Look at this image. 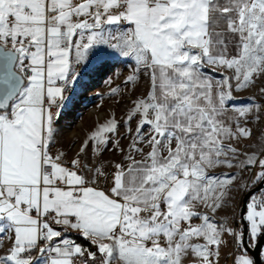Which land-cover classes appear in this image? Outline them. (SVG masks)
Masks as SVG:
<instances>
[{"label":"snow or ice","instance_id":"snow-or-ice-1","mask_svg":"<svg viewBox=\"0 0 264 264\" xmlns=\"http://www.w3.org/2000/svg\"><path fill=\"white\" fill-rule=\"evenodd\" d=\"M110 53L132 60L125 83L143 76L147 90L124 121L138 118L130 151L113 144L123 156L109 175L86 150L91 141L101 155L115 119L85 140L71 166L50 147L67 87ZM261 78L264 0H0V234L10 241L0 264H36L33 252L43 264H220L229 239L232 264H257L249 248L264 264V195L249 196L241 225L207 214L224 207L236 180L211 170L258 164L255 181L264 184V159H240L229 143L251 139L241 118L259 121L261 106L225 118L233 92Z\"/></svg>","mask_w":264,"mask_h":264},{"label":"rangeland","instance_id":"rangeland-1","mask_svg":"<svg viewBox=\"0 0 264 264\" xmlns=\"http://www.w3.org/2000/svg\"><path fill=\"white\" fill-rule=\"evenodd\" d=\"M101 64L104 65L106 71L104 73V77H102L98 83L94 85L92 84L83 86L81 82L77 81L83 86V88L79 89L80 92L75 95V98L73 99L77 101V105H83L84 109H87V111H89V109H94L96 112L103 111L106 113V115L100 120L96 118L95 114H93L91 117L87 115L92 120L90 122L84 114L83 116L82 114H79L77 119H81L84 125L86 122L90 123L86 124L85 128L82 129L79 137L73 136L72 138L68 139V142L74 145L79 140L84 141L88 139V137L91 136L93 132L97 131L99 127L104 125L109 119H115L118 121V132L106 134L110 138V143L105 146V150L102 151L99 157H97L96 153L92 150V142L91 145H88L86 150L88 153L87 159H89L92 163L101 161L102 155L115 157L117 154H123L113 148V144L116 141H119L120 146L125 148L126 151H130L129 146L132 144L133 138L136 136L135 129L137 127L138 118L133 119L127 125L124 123V121L133 107V101H135L137 98H142L147 90V80L146 77L143 76H141V78L136 83H125L127 76L134 72L135 65L132 60L119 56L115 53L105 55L102 59L93 57L91 63H89L87 66L81 67V71L92 78V74L96 72V68ZM204 71L209 72L216 78V80L222 79V73L219 69L213 70L211 68H205ZM260 87H264V78L259 79L254 87H250L240 92L234 91L233 99L227 102V104L237 105L240 108L247 106L252 109L253 113H255V106L258 105V101L264 99V94H261L259 91ZM112 88L118 89L116 95L111 94ZM125 99L130 100L126 102ZM108 106H112V108H108ZM261 121L262 118L255 123H251V125L247 127L252 131V137L249 139V143L252 144V148H254V150L258 147L260 152L264 151V144L260 143L261 140H264V137H261L258 132ZM129 127L131 128V131H128ZM143 131L146 136L147 126H145ZM243 145H246V143H243ZM138 146L144 147L145 145ZM239 149L242 152V150H245V146L241 145ZM252 151L253 150H249L248 153H251ZM243 154H246L245 151ZM231 170L232 171L225 167V170L219 173L210 174L214 176H220L222 178L225 175L236 177V180L231 186L232 190L228 194V197H226V204L224 207L221 210H218L215 214H212L210 211L207 213L214 219L215 222L218 223L227 220V218L229 221L230 216L233 212H235L236 206L239 202L238 198L242 192L245 182V178L243 176L241 177L238 172V174L233 172V168ZM0 243L3 245L0 247V255H3L5 254L7 247H9L10 241L4 237L3 234H0ZM35 262L36 264H43V258H38L35 260Z\"/></svg>","mask_w":264,"mask_h":264},{"label":"crops","instance_id":"crops-1","mask_svg":"<svg viewBox=\"0 0 264 264\" xmlns=\"http://www.w3.org/2000/svg\"><path fill=\"white\" fill-rule=\"evenodd\" d=\"M105 29L106 30H111L109 28V26H105ZM206 73H208V75L212 78H214L216 80V78L211 75L209 72L205 71ZM227 108H228V112L226 113V119H232L233 117H235L236 115V112H235V109L237 108H240L239 106L237 105H231V104H227ZM261 115H262V118L264 116V114L261 112ZM241 124L242 126H245V127H248L251 125V123L249 124H244V118H241ZM259 135L261 137H264L262 136V133H264V121L262 120L261 121V124H260V127H259ZM249 139H241L239 142L237 141H229V143H232L233 146L237 147V148H240L241 145L242 146H245V150H242V152L244 153L245 151V155L241 152V155H240V158H245L246 155H251L253 153L256 154V157L257 159H264V151L260 152V150H258V147L254 150V148H252V144L249 143ZM85 142V140H79L78 142H76L74 145L72 143H69L68 140H66L61 134L60 132L57 130V136H56V140L54 141V146L52 145L50 147V151L52 153L53 156H55L58 152H63L65 155H64V159L65 161L67 162V164L69 163L71 165V160L73 158L76 157V154L79 152V149L81 147V145ZM243 143H246V145H243ZM249 143V144H248ZM89 144L91 145V141L89 142ZM144 150L145 152H147L149 149L148 146H144ZM249 150H253L251 153H248ZM122 156L123 154H117V156L115 157H111V156H105V155H102V160L99 161V164L105 168L107 166H110L112 168V171H114V168L112 167V165L116 162H121L122 160ZM111 157V158H110ZM140 155H136V159H140ZM125 164H127L128 162L127 161H124ZM225 170V167H221V168H216V169H213L210 171L209 174H215V173H219L221 171ZM230 171H232L230 169ZM260 171V168H259V165H253L251 166L250 168V175H249V182H252V181H255V178L254 176L256 177L258 172ZM233 172H235L236 174L239 173V175L242 177L243 175L240 173V169L237 170V168H233ZM238 172V173H237ZM111 184V180H109L107 182V185H104L102 184L101 186L102 187H106V186H110ZM253 195H257V196H260V195H264V193L258 191L256 193H254ZM245 213H246V208H245ZM227 221H228V218H227ZM199 221H195V223H198ZM224 221H221V223H223ZM218 223V222H217ZM219 224V223H218ZM57 230H61L64 232V234H67V233H73V234H78L80 235L78 232H75V231H72L70 229L68 230H64L62 229L60 226H56V225H53ZM230 250V241L228 243V246L227 247H222L221 248V257H220V260H222L225 256H227L228 252Z\"/></svg>","mask_w":264,"mask_h":264},{"label":"built area","instance_id":"built-area-1","mask_svg":"<svg viewBox=\"0 0 264 264\" xmlns=\"http://www.w3.org/2000/svg\"><path fill=\"white\" fill-rule=\"evenodd\" d=\"M78 71L80 73L78 81L81 82V84H83V86L92 85L91 78L88 75L82 73L81 68ZM81 84L78 83V82H75L73 84H70L67 87V89H66V91L64 93L65 99L61 103L60 108H59V119H58V122L56 124V128H57V130L59 132H61L62 136L66 140L72 138L73 136H77V134L69 135V134H67L65 132V129L67 127L73 126L75 124L77 116L79 114H82V116L84 114V110L85 109H84L83 105H77V101L73 99V98H75V95H77L80 92L79 89L83 88V86ZM258 105L261 106L260 111L264 114V99L258 101ZM82 116H81V118H82ZM262 120L264 121V116H263ZM53 146H54V143H53ZM67 165L71 166L69 163ZM104 170L107 173H109V175L112 172V168L110 166L105 167ZM240 173L245 178V182H244V185H243V188H242V192H243L246 188H248V185L250 183L249 182L250 169H245L243 171L240 170ZM229 223L232 224L233 226L239 225L238 205L236 206L235 212H233L232 215L230 216ZM64 235H65V238H69V239L73 240V238L71 236H69L67 234H64ZM235 251L236 250L233 247V243L230 240V250H229L227 256H225L220 261V264H232V256H233V253ZM32 255H33V258L35 260L38 259V258H43V255L38 253V252H33ZM77 262L79 263V261H77Z\"/></svg>","mask_w":264,"mask_h":264},{"label":"water","instance_id":"water-1","mask_svg":"<svg viewBox=\"0 0 264 264\" xmlns=\"http://www.w3.org/2000/svg\"><path fill=\"white\" fill-rule=\"evenodd\" d=\"M261 188H264V184L260 183H254L252 186L246 188L239 196V202H238V217H239V225L243 223L241 220V217L245 214V204L246 200L250 195H253L254 193L260 191ZM246 243V241H245ZM248 252L254 257V259L257 260V264H260L259 257L257 255V251L253 250L251 248L248 249Z\"/></svg>","mask_w":264,"mask_h":264},{"label":"trees","instance_id":"trees-1","mask_svg":"<svg viewBox=\"0 0 264 264\" xmlns=\"http://www.w3.org/2000/svg\"><path fill=\"white\" fill-rule=\"evenodd\" d=\"M105 72H106V71H105L104 65H103V64L99 65V67L96 68V72L93 73L92 76H91V77H92V78H91V80H92V84H93V85H94V84H97L98 81L100 80V78L104 77V73H105ZM255 182H256V181H252V182H250L249 185H248V187L252 186ZM248 198H249V197H248ZM247 200H248V199H247ZM247 200H246V202H247ZM245 208H246V207H245ZM67 235L71 236V237L73 238L74 241H76L78 244L82 245L83 247H85V248H87V249H89V250H91V251H93V252L96 251L95 246L92 245L89 241L83 239L80 235H78V234H73V233H67ZM97 255H99V254L97 253ZM77 264H79V263L77 262Z\"/></svg>","mask_w":264,"mask_h":264},{"label":"bare ground","instance_id":"bare-ground-1","mask_svg":"<svg viewBox=\"0 0 264 264\" xmlns=\"http://www.w3.org/2000/svg\"><path fill=\"white\" fill-rule=\"evenodd\" d=\"M130 99H125V101H129ZM108 108H112V106H108ZM93 114L96 115L97 119H103L104 116L106 115L105 112L101 111V112H96V110L94 111V109L87 111V109L84 110V115L86 116V118L91 122L92 120L88 117V116H92ZM88 115V116H87ZM90 122H86V124H89ZM86 124H83V121L81 119H76V122L73 126H69L65 129V132L69 135L72 134H77V137H79V135L81 134V130L83 128H85Z\"/></svg>","mask_w":264,"mask_h":264}]
</instances>
